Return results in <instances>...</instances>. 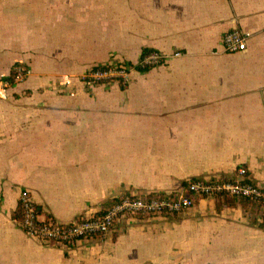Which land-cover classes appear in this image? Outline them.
<instances>
[{"label": "crops", "instance_id": "1", "mask_svg": "<svg viewBox=\"0 0 264 264\" xmlns=\"http://www.w3.org/2000/svg\"><path fill=\"white\" fill-rule=\"evenodd\" d=\"M251 33L228 53L225 32ZM181 52L136 67L144 51ZM135 66L86 87L92 66ZM0 264H264V206L199 198L110 237L47 244L15 221L22 190L71 222L121 190L154 195L246 168L264 186V0H0Z\"/></svg>", "mask_w": 264, "mask_h": 264}, {"label": "built area", "instance_id": "2", "mask_svg": "<svg viewBox=\"0 0 264 264\" xmlns=\"http://www.w3.org/2000/svg\"><path fill=\"white\" fill-rule=\"evenodd\" d=\"M251 33L234 28L222 37V46L228 53L245 51ZM181 52L166 54L160 51L143 53L136 67L149 68L178 57ZM135 66L126 63L102 64L90 67L81 80L86 87L92 88L104 82L118 81L126 84L130 72ZM13 81H25L30 70L22 64L13 67ZM11 81H0V94L4 93ZM246 198L264 206V186L254 183L246 170L239 168L234 177L194 178L187 180L182 186L168 193L139 194L121 190L109 207L97 212L77 216L71 222H60L51 217H44L28 190H22L20 204L22 214L15 218L18 225L31 237L47 244L64 246L77 244L83 239L110 237L128 218L152 217L157 215H180L194 206L199 198Z\"/></svg>", "mask_w": 264, "mask_h": 264}, {"label": "trees", "instance_id": "3", "mask_svg": "<svg viewBox=\"0 0 264 264\" xmlns=\"http://www.w3.org/2000/svg\"><path fill=\"white\" fill-rule=\"evenodd\" d=\"M148 51L149 50H146V51H144V53H146ZM13 74H14V72H13V69H12L11 74L9 76L3 78V80H5V81H11L12 82L13 81ZM12 84H14V82H12ZM150 196H152V195H150ZM236 199L240 200L241 202L242 201H245V202H253L252 200L246 199V198H236ZM231 200H232V198L227 197L221 203H229ZM112 203L113 202H111L109 204H105V207H109ZM21 214H22V206H21V204H19V208L17 209V212L15 214V218L19 219L21 217Z\"/></svg>", "mask_w": 264, "mask_h": 264}]
</instances>
